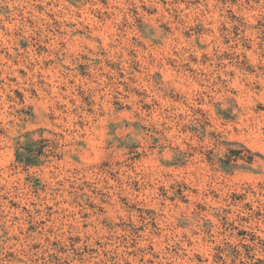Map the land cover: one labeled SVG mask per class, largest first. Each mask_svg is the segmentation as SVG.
Masks as SVG:
<instances>
[{
    "label": "rangeland",
    "instance_id": "rangeland-1",
    "mask_svg": "<svg viewBox=\"0 0 264 264\" xmlns=\"http://www.w3.org/2000/svg\"><path fill=\"white\" fill-rule=\"evenodd\" d=\"M0 264H264V0H0Z\"/></svg>",
    "mask_w": 264,
    "mask_h": 264
}]
</instances>
